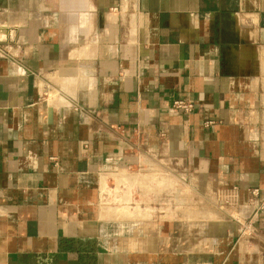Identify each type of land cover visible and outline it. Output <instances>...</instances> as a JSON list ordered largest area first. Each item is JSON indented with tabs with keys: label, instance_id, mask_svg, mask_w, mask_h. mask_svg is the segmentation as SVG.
<instances>
[{
	"label": "crops",
	"instance_id": "crops-1",
	"mask_svg": "<svg viewBox=\"0 0 264 264\" xmlns=\"http://www.w3.org/2000/svg\"><path fill=\"white\" fill-rule=\"evenodd\" d=\"M0 264H264V0H0Z\"/></svg>",
	"mask_w": 264,
	"mask_h": 264
},
{
	"label": "built area",
	"instance_id": "built-area-1",
	"mask_svg": "<svg viewBox=\"0 0 264 264\" xmlns=\"http://www.w3.org/2000/svg\"><path fill=\"white\" fill-rule=\"evenodd\" d=\"M194 105L193 103L190 102H185V101H174L172 104V109L174 110H179L183 113H189L190 111H192ZM118 190L116 185L113 183L110 188H106L103 193H102V203L105 205H109L110 203H112L113 201H119L120 197L117 196ZM105 200V199H108ZM108 201V202H107ZM243 232H248V233H253L254 232V228H253V223H252V219H249L248 221H246L245 224H243Z\"/></svg>",
	"mask_w": 264,
	"mask_h": 264
},
{
	"label": "rangeland",
	"instance_id": "rangeland-1",
	"mask_svg": "<svg viewBox=\"0 0 264 264\" xmlns=\"http://www.w3.org/2000/svg\"><path fill=\"white\" fill-rule=\"evenodd\" d=\"M162 171H163V170H162ZM165 171H179V170H168V169H165ZM170 184L172 185L171 180H170ZM172 195H173L172 190H171V191H168L166 194L164 193V196H168V197H169V196H172ZM131 199H132V195H131ZM135 199L137 200V197H135ZM105 200L110 201L109 198H108V199H105ZM129 200H130V199H129ZM108 201H107V202H108ZM118 202H122V201H120V200H119V201H116V200H115V201L112 202V205L115 206V205L118 204ZM116 203H117V204H116ZM103 205H104V204H103ZM106 206H109V205H106ZM134 206H135V208H134V211L132 212V213H133L132 215L135 216L136 211H137V212L139 213V215H140V213H141L140 211H142V210L139 209V208H140L141 205H139V204L137 205V203H136V205H134ZM153 209H154V208H153ZM167 211H169V209H168ZM170 211H171V209H170ZM139 215H138V216H139ZM145 216L148 217L147 215H145ZM117 242H118V241H117Z\"/></svg>",
	"mask_w": 264,
	"mask_h": 264
}]
</instances>
